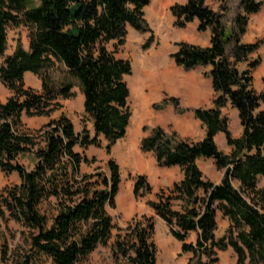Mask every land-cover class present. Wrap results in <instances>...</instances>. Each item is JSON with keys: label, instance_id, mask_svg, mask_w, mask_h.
Here are the masks:
<instances>
[{"label": "trees", "instance_id": "16d2710c", "mask_svg": "<svg viewBox=\"0 0 264 264\" xmlns=\"http://www.w3.org/2000/svg\"><path fill=\"white\" fill-rule=\"evenodd\" d=\"M229 0H215L218 10L205 0H187L170 13L174 27L183 30L198 22L197 31L211 34L210 46L201 48L177 44L171 56L185 71L209 68L204 74L215 93L211 109L193 112L205 129L195 142L167 133L160 127L143 129L139 150L152 154L159 168H179L181 182L161 189L149 203L154 215L179 242L190 264H217L218 254L231 249L235 264H264V87L253 89V74L260 66V44H245L249 18L260 12L261 4L241 0V12L230 28L225 24ZM0 0V58L6 52L9 27L29 28L28 51L18 45L0 68V84L11 96L0 103V171L16 173L20 183L0 192V223L11 220L29 233V255L16 264H85L99 248H109L114 264H156L154 220L143 218L115 229L107 213L114 208L119 191V166L107 163L106 173L81 174L88 160L75 153L79 147L105 150L125 138L132 113L130 90L125 81L131 76L128 60L119 58L127 28L145 35L150 30L144 20L150 0ZM114 44V50L107 47ZM152 38L143 45L149 49ZM243 67V69H240ZM62 70L67 82L55 85L50 72ZM39 79L41 89L24 86V77ZM77 86L83 97V117L92 126L75 134L66 116L50 121L35 133H25L22 117H50L59 100L72 97ZM164 99L154 109L168 105ZM171 102V101H170ZM172 105L179 113L178 102ZM230 104L238 112L242 136L233 139L221 110ZM224 134L229 155L220 153L215 137ZM31 153L35 164L28 171L17 165L18 158ZM211 160L223 172L218 185L204 179L197 165ZM146 178L136 179V198L149 194ZM229 221L225 235L216 239L217 217ZM115 232V234H114ZM197 233L195 243L188 236ZM1 235V232H0ZM0 238V264H6L7 251Z\"/></svg>", "mask_w": 264, "mask_h": 264}, {"label": "rangeland", "instance_id": "374dc122", "mask_svg": "<svg viewBox=\"0 0 264 264\" xmlns=\"http://www.w3.org/2000/svg\"><path fill=\"white\" fill-rule=\"evenodd\" d=\"M240 1L241 0H229L227 3L229 10L225 17L227 28H230L236 15L241 12ZM254 1L261 4L260 12L249 18L247 31L242 37V42L245 44L261 43L259 51L257 52V55L260 57V66L253 74L252 82L253 89L257 91L264 87V0ZM34 3L37 4L36 0H34ZM205 3L209 8L216 11L218 10V5L215 0H205ZM29 32V28L23 24L18 27H9L7 29L6 52L3 57L0 58V68L3 66L5 59L14 54L18 45H20L23 50L28 51ZM155 35L156 37L153 35V30H150V33L148 34H145L146 40H143L142 45L139 50L137 49V52L134 51V47L137 46L136 43H128L124 49L121 47L117 50V55L130 58L135 68L132 71L131 76L125 78L130 90L129 106L132 113L129 129L127 130L125 138L117 142L111 148L109 153L105 150L106 142H104L103 139H100V147H89L86 150H82L79 147L74 149L75 153L82 155L88 160L87 164L81 165V174L91 175L96 172L106 173V166L109 161H114L119 166L120 185L118 194L115 197V206L112 209H107V213L111 218L115 229L124 228L128 223L139 221L143 218L154 220V213L149 207V203L155 201V196L158 193V191L153 190V177H157L159 167L153 159L152 154H143L139 150L140 136L142 138L145 136L143 133L144 128L147 129V132L153 128V112L160 113V111L155 110L154 107L163 102L161 101L158 103V99H166L169 102L176 101L168 97V93L165 92L167 85L163 80L168 79L169 75L165 74V72L167 69H170V65L174 64L171 59V48H167L171 34L167 32L166 28H161L156 31ZM150 38H152V44L148 50L144 51L142 46ZM155 42L158 45L153 48V43ZM113 46V44H109L108 49L110 51L114 50ZM160 52H163V54L154 57L155 54ZM140 56H147V62L145 65L146 70L141 77H139L141 69L137 61V58H140ZM240 69H243V67ZM155 73L157 74V78L153 79ZM50 77L55 85L66 83L65 81L74 83L72 80H67L62 70L50 72ZM206 78L207 77H204L198 84L204 86ZM152 79L153 82L158 83L157 87L153 85L156 97L155 99H151V106L149 107L151 117L145 118L143 117L144 115L141 114L142 110L139 99L143 96V92L146 96H149L151 91L149 87L152 84ZM190 83L194 84L197 82H194L191 78ZM24 86L26 89L29 88L36 92L40 91V81L35 76L24 78ZM72 94V97L67 100H59V108L53 112L50 117L27 118L23 116L21 120L23 132L35 133L50 121L57 120L60 116H66V118L71 121L76 135H79L83 128L90 129L92 127L91 124L83 117V99L81 92L76 85L72 90ZM10 96L11 93L0 84V103H5ZM262 109L264 110V106H262ZM181 112L184 113L183 111ZM137 113H140L139 117H137ZM167 133H175L180 137L172 127L169 128ZM34 164L35 161L31 153L26 154L17 160V165H20L28 171L33 169ZM206 166L207 164L202 167L205 168ZM140 176L146 178L152 191L149 194H145L143 197L136 198L133 193V188L136 179ZM19 183L20 180L16 173L5 174L0 171V192L18 186ZM258 188L264 190V178L259 180ZM154 224V241L157 247L156 264H190V256L183 254L181 250L182 245L171 237L169 230L164 223L154 220ZM0 232L1 242L7 251L6 264H16L29 255V233L27 230L15 222L7 220L6 222L0 223ZM220 233L221 229L218 234L220 235ZM37 264L52 263L46 259H41ZM85 264H114L110 255V249L99 247L89 257ZM217 264H235V255L232 250L228 249L225 252H220L218 254Z\"/></svg>", "mask_w": 264, "mask_h": 264}, {"label": "crops", "instance_id": "0c3cea01", "mask_svg": "<svg viewBox=\"0 0 264 264\" xmlns=\"http://www.w3.org/2000/svg\"><path fill=\"white\" fill-rule=\"evenodd\" d=\"M186 2L187 0H150L149 5L145 8L144 11V20L149 30H153V35L155 37L156 31L161 28H166L167 32L171 34L172 38L170 36V42L168 43L167 48H171L172 55L176 53V46L179 43H184L187 45L197 46L201 48H208L210 46V32L206 31L204 33H199L197 31V21L189 23L183 30H178L174 27L175 19L170 13V9L174 6H183L186 4ZM206 6L208 5L206 4ZM212 10L216 11L214 9ZM143 40H146L145 35H141L128 27L123 49L126 47V45H128V43H136L137 46L134 47V51L137 52V49H140ZM156 42L153 43V48L158 45L156 44ZM112 44L113 43H110V45ZM162 54L163 52H160L158 54H155L154 57L160 56ZM118 57L128 60L131 63L132 71L135 69L130 58L120 56ZM146 58L147 56H140V58H137L138 64L141 69L139 77H141L146 70ZM170 66V69H167V71L165 72V74L169 75L168 79H163L167 85L165 92L168 93L169 98L178 102V109L183 111L184 113L180 114L177 109H175V107L172 105V103L168 102V105L164 108L163 111H160V113L153 112V128L160 127L166 132H168L169 128L172 127L173 130L177 132L182 139L199 142L205 136V129L202 124L195 118L193 112L199 109H211L213 107V101L215 99V93L213 92L211 80L209 78H206L204 86L198 84L203 80V78L205 77L204 74L209 71V68H197L191 71H184L181 68H177L174 64ZM31 76V74H26L24 78ZM156 78L157 74L155 73L153 79ZM191 78L194 80V82L197 83L191 84ZM153 79L152 84L149 87V89L151 90L149 96H146L143 92V96H141L139 99L142 110L141 114L144 115L143 117L145 118L151 117L149 107L151 106V99H155L156 97L153 85L157 87L158 83L153 82ZM262 90L263 87L260 90L254 91L256 93H260ZM161 101H163V99H158V103ZM136 115L137 117H139L140 113H137ZM221 115L227 121L228 132L231 134L232 138L239 139L242 136L243 130L240 124L238 112L233 109L232 106L228 103L221 110ZM87 130L91 134H93L92 127ZM141 139L142 137L140 136V141ZM214 141L220 153L224 155H229L231 153V148L227 145L224 134H218L215 137ZM205 164H207V166L203 168L202 166H204ZM197 165L201 170L205 180L211 182L214 185L220 184L223 178V172L218 171L215 168L213 161L199 160L197 161ZM182 179L183 173L179 168H158L157 177H153V190L159 191L161 189L171 188L174 184L181 182ZM153 218L155 221L158 220L160 223H163L154 214ZM229 225V221L219 215L217 217V230L214 233L215 238H222L227 232ZM220 229L221 233L219 235L218 232ZM196 237L197 233H191L188 236L187 243H194L196 241Z\"/></svg>", "mask_w": 264, "mask_h": 264}]
</instances>
